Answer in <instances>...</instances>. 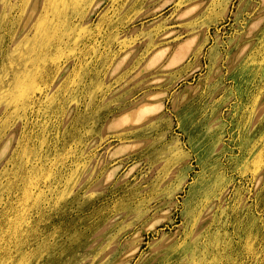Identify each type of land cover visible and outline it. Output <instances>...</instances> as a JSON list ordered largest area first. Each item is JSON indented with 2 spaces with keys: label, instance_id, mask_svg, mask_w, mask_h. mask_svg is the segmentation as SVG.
Listing matches in <instances>:
<instances>
[{
  "label": "rangeland",
  "instance_id": "374dc122",
  "mask_svg": "<svg viewBox=\"0 0 264 264\" xmlns=\"http://www.w3.org/2000/svg\"><path fill=\"white\" fill-rule=\"evenodd\" d=\"M0 264H264V0H0Z\"/></svg>",
  "mask_w": 264,
  "mask_h": 264
}]
</instances>
